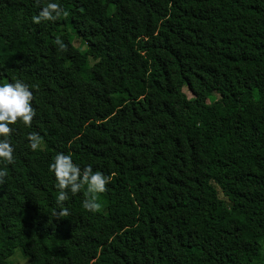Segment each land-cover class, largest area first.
I'll return each instance as SVG.
<instances>
[{
  "label": "trees",
  "instance_id": "obj_1",
  "mask_svg": "<svg viewBox=\"0 0 264 264\" xmlns=\"http://www.w3.org/2000/svg\"><path fill=\"white\" fill-rule=\"evenodd\" d=\"M16 79L37 115L0 164V264H264V0H0ZM61 152L112 177L100 211L85 186L59 216Z\"/></svg>",
  "mask_w": 264,
  "mask_h": 264
},
{
  "label": "clouds",
  "instance_id": "obj_2",
  "mask_svg": "<svg viewBox=\"0 0 264 264\" xmlns=\"http://www.w3.org/2000/svg\"><path fill=\"white\" fill-rule=\"evenodd\" d=\"M39 2V0H38ZM69 13L59 3L49 2L42 8L38 15L32 17L35 24L42 21L56 22L61 16L67 17ZM58 51H67V45L60 37L55 40ZM34 95L30 86L20 79L14 82L0 84V164L11 165L15 163V149L11 143L13 127L23 124L31 128L37 113L33 107ZM32 151H37L42 143L39 134L32 132L27 136ZM50 171L55 175L59 190L58 203L62 206L69 200V192L75 196L86 186V198L83 208L89 212L100 211L102 205L98 202L99 196L108 191L107 185L111 176H105L100 171H93L91 165L83 170L73 162L71 155L58 153L50 165ZM114 175V174H113ZM7 171L0 170V185L5 183ZM69 212L63 209L59 216H67Z\"/></svg>",
  "mask_w": 264,
  "mask_h": 264
},
{
  "label": "rangeland",
  "instance_id": "obj_3",
  "mask_svg": "<svg viewBox=\"0 0 264 264\" xmlns=\"http://www.w3.org/2000/svg\"><path fill=\"white\" fill-rule=\"evenodd\" d=\"M74 44L76 46H80L81 42L75 38ZM186 92L189 95V97L192 98L191 93L188 92L187 90H186ZM21 253H22L21 249H17L15 254H14V256L10 259V262L12 264H29L30 263V259L23 257Z\"/></svg>",
  "mask_w": 264,
  "mask_h": 264
}]
</instances>
